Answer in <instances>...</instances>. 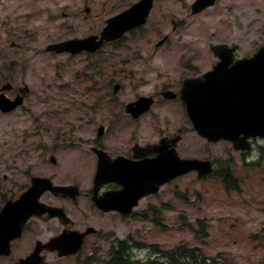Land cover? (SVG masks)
Here are the masks:
<instances>
[{
    "label": "rangeland",
    "instance_id": "1",
    "mask_svg": "<svg viewBox=\"0 0 264 264\" xmlns=\"http://www.w3.org/2000/svg\"><path fill=\"white\" fill-rule=\"evenodd\" d=\"M3 1L0 4V52L5 60L16 62L15 82L20 86L27 83L31 95L15 113H0V182H4L5 176L10 177L19 193L32 177H50L58 185L76 184L87 192L96 172L90 148L94 139L99 138L98 128L101 125L108 128L106 139H121L130 129L147 127L145 123L151 120L149 115L139 123H132L120 114V96L127 103L133 97L129 95L137 94L139 87L133 81L132 72L125 71L129 80L124 82L122 94H117L118 98L104 109H90L95 102H101L103 94L100 88L94 87L95 80H77L86 73L85 68L89 69L87 57H49L45 52L47 45L60 41L54 38L59 32L44 28L42 21L43 13L54 0ZM10 39L23 44L25 49L15 53L10 49ZM152 43L131 34L120 47L147 48L153 47ZM215 44H237L239 58L252 56L264 44V0H219L215 7L189 22L180 38L172 40L162 55L177 71L189 64L196 68L195 72L203 73L217 61L210 51ZM106 48V52H113L110 58L118 61L117 47ZM135 56L134 53L122 54L120 60L128 62ZM115 72L118 73L114 68L112 73L115 75ZM108 90L112 96L113 86ZM159 113L160 109L156 108L152 116L159 117ZM65 132L70 134L72 143L56 142L55 137ZM110 145L117 146L116 143ZM185 146L188 154L211 159L218 169L228 160L235 161V175L242 182L241 190L227 192L217 179L188 175L157 197L142 202L136 213L147 215L148 220L110 216L107 225L113 234L108 242L114 237H131L165 249L189 244L229 264H264V142L255 145L252 156L236 153L226 142L209 144L193 133L186 136ZM51 155H55L56 164L51 163ZM52 200L48 195L44 198L47 203ZM55 204L66 207L78 226L87 222L85 218L94 211L87 197L77 203L59 200ZM151 207L155 210L147 212ZM198 220L205 221L204 227L208 229L209 236L204 242L197 240L190 230L191 226L197 228ZM91 224L95 223H88ZM56 231L55 221L32 220L24 246L14 249L12 259L27 256L36 241ZM91 246L89 241L77 260L58 261L51 256L50 264H91V260L85 259ZM134 256L146 259L151 253L136 251ZM102 257L106 256L100 255L96 264H106Z\"/></svg>",
    "mask_w": 264,
    "mask_h": 264
},
{
    "label": "water",
    "instance_id": "2",
    "mask_svg": "<svg viewBox=\"0 0 264 264\" xmlns=\"http://www.w3.org/2000/svg\"><path fill=\"white\" fill-rule=\"evenodd\" d=\"M209 3L205 6H210ZM110 25L101 41L95 38L87 40H74L54 45L50 50L56 52L69 51L74 54L83 50H96L103 42L113 41L123 35V32L134 25H130L117 32V28ZM109 32V35L107 33ZM237 47L213 46L214 54L220 57V63L214 71L205 75V80L194 81L187 84L183 90V97L188 105L189 114L199 135L209 141L217 142L227 140L234 143L237 150H250V138H264V47L250 59L235 61L234 52ZM8 87H4L6 90ZM22 100L10 102L4 94L0 95V108L11 111ZM151 106V100L142 99L130 104L127 111L135 117L146 112ZM171 167L153 163L137 165L127 162L123 158L112 161L104 153L99 156V168L96 175V191L98 187L108 182H118L124 185L120 193L110 194L98 201L101 209L110 211L117 209L123 213H131L132 208L138 205V200L149 193L157 192L158 186L164 181L162 178H175L177 176L198 171L200 176L211 173V164L201 161L178 160ZM153 184L156 185L153 189ZM46 191L55 195L76 198L80 192L78 187H54L51 180L34 179L33 186L16 202H8L0 214V253L10 250V241L21 235L22 228L28 219L34 215L51 213V217H65L61 210L48 208L40 204L39 200ZM71 236L77 237L76 234ZM73 239L72 237H69ZM64 237L53 240L49 245L41 243L32 255L19 264H43L40 253L44 248L59 250L61 255L75 252L82 240L77 243L61 247L58 243Z\"/></svg>",
    "mask_w": 264,
    "mask_h": 264
},
{
    "label": "flooded vegetation",
    "instance_id": "3",
    "mask_svg": "<svg viewBox=\"0 0 264 264\" xmlns=\"http://www.w3.org/2000/svg\"><path fill=\"white\" fill-rule=\"evenodd\" d=\"M142 1L54 0L49 9L44 13L43 11L41 12V15L43 13V27L58 31L57 36L54 37L58 40L85 39L91 36L100 38L104 29L113 18L120 17V15ZM3 2L5 1L0 0V4ZM151 2L152 7L146 23L129 31L123 40L128 35L133 34L136 38L155 40L157 43L164 39H168V42L161 47H156L155 44L152 52L145 49H131L132 51L138 50L137 57L141 62L133 63L132 59H129L128 63H124V61L120 60V55L123 53L121 49L125 47H120L122 42L119 40L117 51L120 54L118 59L120 72L118 74L108 76L106 58L102 57L100 61L98 60L94 64L95 71L100 73L97 74L94 85L100 88L103 94L100 96L101 102H95V104H99V108L104 109L108 107L111 101L117 99V95H107V86L108 84L113 87L120 85L121 93L122 88L125 86L124 82L129 80V76L125 74V71H130L132 72L133 81L139 87V91L135 95H129V97H133L131 99L128 97V102L135 101L142 96H148L154 99L152 108H159L161 113L158 114L159 117L152 116L151 113V120L145 123V125H148L147 127L130 129L129 133L126 136H122L121 139H106L105 136L95 138L92 147L108 152L113 158L122 156L136 162L154 161L160 156H169L167 153L172 150V143L167 142L166 139L171 140L178 135H182V139L176 146L178 155L181 158H196L198 156L187 153V144L185 146V136L194 131L188 117L186 104L181 98V90L184 80L198 78L203 74L195 72L196 68L189 64L183 65L178 71L173 69L169 63L165 62L166 60L163 59L161 51L165 49L172 39L182 34L188 22L199 17L202 13L193 14V5L196 0H151ZM1 23L4 24L3 21ZM103 51L101 50L98 54H102ZM92 59V55L87 56L89 67H92L90 65ZM145 61H149V63ZM10 83L14 90L21 87L16 84L14 79ZM165 92H170L168 94L170 98H166L163 95ZM125 103L123 96H120V106L118 105L120 114L125 116L124 120H130L131 117L125 114ZM90 108L96 109V106L93 104ZM145 118L131 121L132 123H139ZM64 134L67 135L68 133L65 132ZM162 142L165 143L162 144ZM110 143H116L117 146H112ZM136 147L138 150L135 149ZM200 154L203 155L202 150ZM94 160H96L95 155ZM5 180L4 183L0 184L2 195L0 198V210L6 202V198L14 196L13 181L8 180V178ZM121 188L118 184H108L101 189L100 195L107 192L120 191ZM86 195L89 196L90 192L86 193ZM92 207L98 213L93 211L90 216L85 218L88 220L87 222L83 225L80 224L78 227H72L76 231L85 232L90 228L89 222L95 223L96 232L88 235L85 238V243L95 236L103 235L104 229L107 228L108 218L111 215H116V213H104L98 210L94 204ZM61 232L60 230L57 235ZM50 237L45 236V239Z\"/></svg>",
    "mask_w": 264,
    "mask_h": 264
},
{
    "label": "trees",
    "instance_id": "4",
    "mask_svg": "<svg viewBox=\"0 0 264 264\" xmlns=\"http://www.w3.org/2000/svg\"><path fill=\"white\" fill-rule=\"evenodd\" d=\"M232 166H225L220 175L228 188L236 189V180L232 174ZM132 247L126 241H120L118 247L114 249L112 259L108 264H208L198 250L187 249L186 247L178 248L174 251L163 254L161 259L138 262L134 260L129 252Z\"/></svg>",
    "mask_w": 264,
    "mask_h": 264
}]
</instances>
